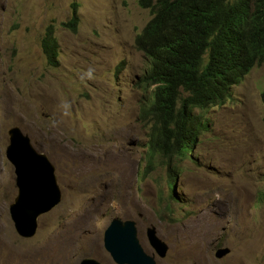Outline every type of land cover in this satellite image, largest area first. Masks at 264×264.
Listing matches in <instances>:
<instances>
[{
	"label": "rangeland",
	"instance_id": "obj_1",
	"mask_svg": "<svg viewBox=\"0 0 264 264\" xmlns=\"http://www.w3.org/2000/svg\"><path fill=\"white\" fill-rule=\"evenodd\" d=\"M73 3L76 31L60 24ZM151 15L136 0H0V264H79L86 257L119 264L104 245L114 216L136 222L157 264L194 262L181 230L196 239L192 226L212 223L219 230L203 247L205 264H264V63L204 113L208 127L179 162L172 186L161 155L146 167L153 94L142 84L150 60L135 36ZM51 22L56 67L41 48ZM15 125L49 156L62 191L30 238L16 231L9 210L18 192L6 156ZM152 226L168 244L165 256L150 242ZM66 236L77 238L69 253L55 243ZM223 246L230 252L216 257Z\"/></svg>",
	"mask_w": 264,
	"mask_h": 264
},
{
	"label": "trees",
	"instance_id": "obj_2",
	"mask_svg": "<svg viewBox=\"0 0 264 264\" xmlns=\"http://www.w3.org/2000/svg\"><path fill=\"white\" fill-rule=\"evenodd\" d=\"M152 17L135 39L150 58L142 78L153 91L147 169L157 155L167 165L170 185L179 162L195 147L208 119L196 113L223 102L231 86L256 63L264 62V0H137ZM76 31L79 15L73 3L60 23ZM57 25H47L41 48L50 66L60 64ZM264 102V89L261 93Z\"/></svg>",
	"mask_w": 264,
	"mask_h": 264
},
{
	"label": "water",
	"instance_id": "obj_3",
	"mask_svg": "<svg viewBox=\"0 0 264 264\" xmlns=\"http://www.w3.org/2000/svg\"><path fill=\"white\" fill-rule=\"evenodd\" d=\"M8 135L6 156L14 166L18 190L9 206L10 216L16 231L30 238L37 233L39 216L60 203L62 191L55 165L46 153L36 149L30 136L17 125L8 129ZM147 234L156 252L165 256L168 244L157 236L155 227H149ZM104 245L119 264H157L155 256L143 248L134 220L114 216L105 230ZM229 252L230 248L223 246L215 255L221 258ZM79 264L103 263L86 257Z\"/></svg>",
	"mask_w": 264,
	"mask_h": 264
},
{
	"label": "bare ground",
	"instance_id": "obj_4",
	"mask_svg": "<svg viewBox=\"0 0 264 264\" xmlns=\"http://www.w3.org/2000/svg\"><path fill=\"white\" fill-rule=\"evenodd\" d=\"M199 219L200 218H198L197 220ZM192 227L195 230L196 239L192 236H187L185 234V229L181 230V233L185 236V240L187 242L186 244L188 248L192 245V249L188 250L187 254H189L191 257L195 259L194 262H189L186 264H205L203 247L204 245H208L211 242V240L214 238L219 228L213 223L206 227H198V226H192ZM74 238L75 236H66L63 238L60 237L59 240L55 241L56 246H59L62 250H65L66 252L69 253V251H71V248L73 246L70 240H73ZM42 251H43L42 247L36 248L35 250L36 254L39 255ZM18 264H21V262H19Z\"/></svg>",
	"mask_w": 264,
	"mask_h": 264
},
{
	"label": "clouds",
	"instance_id": "obj_5",
	"mask_svg": "<svg viewBox=\"0 0 264 264\" xmlns=\"http://www.w3.org/2000/svg\"><path fill=\"white\" fill-rule=\"evenodd\" d=\"M136 1H137V0H136ZM137 3H138V2H137ZM138 4H139V3H138ZM140 7H141V6H140ZM142 8H143V7H142ZM146 9H148V8H146ZM149 10H150V9H149ZM151 14H152V13H151ZM151 17H152V15H151ZM79 21H80V20H79ZM78 27H79V26H78ZM144 27H145V26H144ZM144 27H143V28H144ZM142 30H143V29H142ZM142 30H141V31H142ZM141 31H140V32H141ZM140 32H139V33H140ZM139 33H138V34H139ZM138 34H137V35H138ZM137 35L135 36V39H136ZM136 47H137V46H136ZM137 48H138V47H137ZM138 49H139V48H138ZM139 50H140V49H139ZM141 51H143V50H141ZM143 53L149 58V60H150V65H151V58H150V57H149L144 51H143ZM263 63H264V62H263ZM256 64H262V63H256ZM256 64H255V65H256ZM150 65H149V67H150ZM149 67H148V69H149ZM148 69H147V70H148ZM146 72H147V71H146ZM146 72H145V74H146ZM145 74H144V75H145ZM144 75L142 76V78L144 77ZM238 83H239V82H238ZM142 84L144 85L143 82H142ZM236 84H237V83H236ZM234 85H235V84H234ZM234 85H232V86H234ZM232 86H231V88H232ZM144 87H145V86H144ZM145 88H146V87H145ZM151 92L153 93V91H151ZM229 92H231V89H230ZM226 99H227V98H226ZM223 102H224V101H223ZM223 102H219V103H223ZM219 103L212 104V105H210V106H208L207 108H204V109L196 108V109H198L199 111H198V112L195 111V112H196V113H201V114H202V118H203V117L205 118V114H204V113L207 111V109H209L211 106L217 105V104H219ZM11 127H12V126H11ZM32 143H33V142H32ZM192 148H194V147H192ZM37 150H38V149H37ZM42 152H43V151H42ZM44 153H45V152H44ZM48 157H49V156H48ZM50 160H51V159H50ZM230 250H231V249H230Z\"/></svg>",
	"mask_w": 264,
	"mask_h": 264
}]
</instances>
